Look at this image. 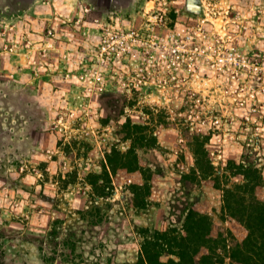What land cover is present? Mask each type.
I'll use <instances>...</instances> for the list:
<instances>
[{
  "label": "rangeland",
  "instance_id": "374dc122",
  "mask_svg": "<svg viewBox=\"0 0 264 264\" xmlns=\"http://www.w3.org/2000/svg\"><path fill=\"white\" fill-rule=\"evenodd\" d=\"M239 197L264 201V0H0V264L174 259L192 207L237 248Z\"/></svg>",
  "mask_w": 264,
  "mask_h": 264
},
{
  "label": "trees",
  "instance_id": "16d2710c",
  "mask_svg": "<svg viewBox=\"0 0 264 264\" xmlns=\"http://www.w3.org/2000/svg\"><path fill=\"white\" fill-rule=\"evenodd\" d=\"M240 173L246 177L252 175L248 172ZM249 190L250 186L246 187L244 192L253 194ZM227 194L229 196V190ZM246 201L244 197H239L235 206L230 205L235 209L234 213L238 214V223L246 228V235L241 241L243 245L237 244V248L226 250L227 237L218 233L216 225L204 212L192 207L182 232L171 234L167 240L171 246L170 251L175 253L177 258L165 260L160 246L149 240L135 264H219L227 256L232 259V263L264 264V201L258 198H251L249 203ZM222 248L224 252L218 251Z\"/></svg>",
  "mask_w": 264,
  "mask_h": 264
},
{
  "label": "built area",
  "instance_id": "2783aa9c",
  "mask_svg": "<svg viewBox=\"0 0 264 264\" xmlns=\"http://www.w3.org/2000/svg\"><path fill=\"white\" fill-rule=\"evenodd\" d=\"M156 1H159V0H156Z\"/></svg>",
  "mask_w": 264,
  "mask_h": 264
},
{
  "label": "water",
  "instance_id": "95a60500",
  "mask_svg": "<svg viewBox=\"0 0 264 264\" xmlns=\"http://www.w3.org/2000/svg\"><path fill=\"white\" fill-rule=\"evenodd\" d=\"M31 1H33V0H31Z\"/></svg>",
  "mask_w": 264,
  "mask_h": 264
}]
</instances>
